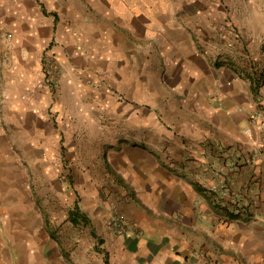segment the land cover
I'll use <instances>...</instances> for the list:
<instances>
[{
  "label": "crops",
  "instance_id": "0c3cea01",
  "mask_svg": "<svg viewBox=\"0 0 264 264\" xmlns=\"http://www.w3.org/2000/svg\"><path fill=\"white\" fill-rule=\"evenodd\" d=\"M0 264H264V0H0Z\"/></svg>",
  "mask_w": 264,
  "mask_h": 264
},
{
  "label": "built area",
  "instance_id": "2783aa9c",
  "mask_svg": "<svg viewBox=\"0 0 264 264\" xmlns=\"http://www.w3.org/2000/svg\"><path fill=\"white\" fill-rule=\"evenodd\" d=\"M114 225L120 230L124 231L126 227L125 215L122 212H116L114 215Z\"/></svg>",
  "mask_w": 264,
  "mask_h": 264
},
{
  "label": "trees",
  "instance_id": "16d2710c",
  "mask_svg": "<svg viewBox=\"0 0 264 264\" xmlns=\"http://www.w3.org/2000/svg\"><path fill=\"white\" fill-rule=\"evenodd\" d=\"M71 216L74 222H78L79 217L81 216V212L79 211L78 208H75L72 212H71Z\"/></svg>",
  "mask_w": 264,
  "mask_h": 264
}]
</instances>
